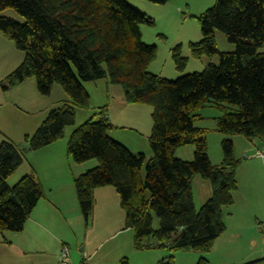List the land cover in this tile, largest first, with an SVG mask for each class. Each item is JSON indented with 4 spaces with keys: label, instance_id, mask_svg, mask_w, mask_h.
Returning a JSON list of instances; mask_svg holds the SVG:
<instances>
[{
    "label": "trees",
    "instance_id": "1",
    "mask_svg": "<svg viewBox=\"0 0 264 264\" xmlns=\"http://www.w3.org/2000/svg\"><path fill=\"white\" fill-rule=\"evenodd\" d=\"M164 5L168 0H145ZM13 10L24 24L0 17V34L23 53L20 65L8 74L2 90L9 91L34 78L37 92L50 94L58 85L67 96L51 109L29 136L25 148L0 133V243L5 232L20 233L37 203L42 186L34 173L13 186L7 179L22 165L26 154L59 141L74 125L75 110L87 109L90 97L82 83L106 80L118 86L125 104L151 107L150 156L133 154L108 136L111 124L106 107L99 120H88L70 134L66 153L77 165H97L73 178L79 211L87 222L96 189L112 187L119 197L124 228L132 231L137 251L163 250L157 264H173L177 251L209 253L223 234L222 209L232 205L237 190L232 136L264 139V0H215L199 18L201 39L190 44L193 58L218 56L200 73L174 81L147 71L156 56L154 45L141 41L140 26L153 20L127 5L126 0H0V12ZM233 44L231 53H219L213 32ZM171 56L177 71L186 59L176 46ZM213 105L222 111L215 131L221 142L222 163L213 166L207 156L205 130L194 126L196 111ZM194 147L190 162L175 159L173 151ZM199 176L210 185V196L196 211L190 183ZM158 228L153 229V219ZM119 264H128L122 259ZM198 264H208L199 259ZM246 264H264V258Z\"/></svg>",
    "mask_w": 264,
    "mask_h": 264
},
{
    "label": "rangeland",
    "instance_id": "2",
    "mask_svg": "<svg viewBox=\"0 0 264 264\" xmlns=\"http://www.w3.org/2000/svg\"><path fill=\"white\" fill-rule=\"evenodd\" d=\"M126 3L153 20V26H140L142 43L156 47V56L147 68L149 73L174 81L185 74L200 73L209 64L217 65V55L211 58L201 57L195 59L189 51V45L198 43L201 39L198 18L214 6L215 0H168L164 5L151 4L145 0H126ZM0 17L11 19L18 24H24V20L11 9L0 12ZM213 41L219 53H231L235 50L234 45L229 43L219 31L213 32ZM176 46L180 47L181 56L186 59V65L181 72L176 70L171 56V50ZM258 52L264 53V40ZM22 60L23 53L15 48L13 42L0 34V120L6 121L3 116H8L10 121L13 120L10 122L11 125L20 121V125L34 128L31 131L33 133L47 113L51 109L60 107L68 98L58 85L52 86L48 96L40 95L36 90L34 78L27 79L23 84L4 92L1 85L4 84L6 76L14 71ZM105 84L106 80L82 83L84 90L90 97L89 106L87 109L75 110L74 125L64 129L63 137L57 141L59 145H65L66 147L72 131L84 122L88 120L98 121L99 116L97 113L100 109L109 107L107 119L110 124H112L110 122L111 115H117L120 111H123L121 110L123 106L120 105L117 98L122 96L120 87L110 86L114 90L106 92ZM133 106V110L128 108L131 111L127 119L128 122L118 121L117 123L122 122L123 125L121 126L126 128L114 130L111 126L107 134L108 136H117V138L134 142L136 140L143 153L149 154L146 156L148 158L150 150L145 136H149L151 132L152 109L145 104L130 105V107ZM196 114L199 115L200 119L195 120L194 126L205 130L208 159L213 166H218L222 163L221 142L227 139V136L215 131L216 120L221 117L222 111L213 105H206L197 110ZM5 130L6 132L0 128V133L4 136L13 134L12 131ZM32 133H29V135ZM229 139L233 143V157L238 162L235 169L237 190L232 194L236 206L233 218L228 216V207L222 209V222L225 230L221 235L224 237V241L234 244L231 246L232 250L238 251V256L229 259L232 263L228 264H246L248 259L246 257L243 261L244 256L241 254L249 253L251 248L247 242L241 239L242 235L238 236L240 231L236 230L238 225L235 224H239L240 220L242 221V232L246 237L253 236V239H256V251L263 252V255L258 254L256 256L261 255L260 258H263L264 166L261 160L254 155L257 143H259L258 138L248 139L243 136H232ZM16 146L25 148L24 138L20 145ZM193 151L194 147L191 145L182 146L173 151V157L190 162L193 159ZM70 163L73 168L78 167L71 159ZM84 165L83 167H88V169L94 168L97 161L90 160L85 162ZM10 179L12 180H9V186H13L17 181H13V178ZM190 187L194 207L197 211L209 198L210 185L206 180L195 176L191 180ZM97 190L106 192H97ZM97 190L93 193V210L86 222L79 211L73 188V198L75 197L73 201L76 206L73 207L72 205V209L68 210L66 222L58 220L56 229L50 231L54 237L51 235V237L44 236L46 245L42 248V254H37L36 249L32 248L29 249L30 254L26 256V259L28 261L34 259L46 260V263L42 264H59L61 247L67 249L71 264H119L122 259H125L128 264H157L167 256L166 251L163 250H135L132 243V231L124 228V215L119 206L118 195L112 187ZM251 224H253L254 229L249 231ZM157 228L158 221L154 218L153 229ZM20 233L5 232L2 238L14 242L13 237H18L17 235H20ZM4 241L1 242L4 245L2 247L8 249V245H5ZM56 248L58 254L54 259L52 255ZM202 258L206 260V254L199 251L181 250L174 253L173 264H198L199 259ZM17 259H19V256L5 258L4 255L0 254V264H20L19 261L16 262ZM215 261L217 264L219 263V256L215 257ZM22 264L31 263L25 262Z\"/></svg>",
    "mask_w": 264,
    "mask_h": 264
},
{
    "label": "crops",
    "instance_id": "3",
    "mask_svg": "<svg viewBox=\"0 0 264 264\" xmlns=\"http://www.w3.org/2000/svg\"><path fill=\"white\" fill-rule=\"evenodd\" d=\"M104 87L106 92H110L114 90L107 83L104 85ZM117 98L118 101L120 102V105L123 106L121 107V110L123 111H120L118 113L120 115L118 114L111 115L110 122L112 123L111 126L113 127L114 130H121L126 127L121 126L123 125L122 122H120L121 124L120 123L117 124L118 121L128 122L127 119L129 118V114L131 112L130 110H133L134 106L130 107V105L125 104L122 96H118ZM128 108H132V109L129 110ZM106 110L108 112L109 107H106ZM3 119H5L6 121L0 120L1 122L0 128H2L5 132H6L5 129H7L9 132L12 131L11 133L13 134H6L5 137L10 139L15 145H20L23 138L25 136H29V133H32L31 131L34 129V128H29L28 126L20 125L21 124L20 121L14 122L11 125L10 122L13 120L10 121V118L8 116H3ZM10 126L12 128H9ZM109 137L114 141L125 146L133 154L142 153L145 156L149 155L148 153L146 154L143 153V150H141L142 148L139 145H137L136 140L134 142L130 140L117 138V136H109ZM148 137L149 136H145L147 141H148ZM260 143L261 140H259V143H257L258 144L257 148L260 146ZM145 147H147V145H145ZM84 164L85 163L77 165L78 167L73 168L70 163V159L67 156L65 145H59V142H55L50 146L45 147L35 153L26 154V158L24 159L21 167L12 176H10L7 179L6 181L7 185L9 186V180H12L10 178H13V181H18L24 175L34 173L42 186L43 198L37 203L30 217L25 222L23 230L20 233V235H17L18 237H13L14 242H11L12 240L11 241L6 240L3 237V240H5L4 244L8 245V249H4V247H2L4 246L3 243H0L1 255H4L5 258L19 256V259H17L16 262L19 261L20 264L25 262L31 264L46 263V260L41 261V259L40 260L34 259L32 261H28V259H26L27 258L26 256L30 254L29 249L31 250L32 248L36 249L35 251L37 254H42L43 253L42 248L46 245L44 236L48 237L51 235L54 237V235L50 231L52 229H56V224L58 220L59 221L62 220L66 222V215L68 210H70L72 205L73 207L76 206L74 205L75 203L73 201L75 197L73 198L72 180L73 178L89 170L88 167H83L85 166ZM251 166H255V165H251ZM97 192L105 193L106 191L97 190ZM235 206H236V201L233 198V204L227 208V211L229 212L228 216L232 218H233V214L235 213ZM235 225H238L240 227L239 228L237 226L236 228V230L240 231V234L237 232L239 234L238 236L240 237L242 235L241 239H243L244 242H247V244L251 248L249 253L241 254L242 256H244L243 261L244 259H246V257L248 259L246 260L248 261L247 263L251 261L263 259L264 257L260 258L261 255H263V252L256 251V244H255L256 239H253L254 238L253 236L246 237V235L242 232L243 231V228H241L243 226L242 221L240 220L239 224H235ZM253 227H254L253 224H251L249 231H252L254 229ZM232 245L234 244L224 241V237L220 235L215 240L212 250L206 254V260L209 262V264H217L216 261L218 260L215 261V257L217 258L219 256L218 264L232 263L230 262L229 259L238 256V251L231 249ZM7 252L8 254H6ZM57 252L58 251L56 248L53 252L52 258L55 259V257L58 254ZM258 254L261 255L256 256Z\"/></svg>",
    "mask_w": 264,
    "mask_h": 264
},
{
    "label": "built area",
    "instance_id": "4",
    "mask_svg": "<svg viewBox=\"0 0 264 264\" xmlns=\"http://www.w3.org/2000/svg\"><path fill=\"white\" fill-rule=\"evenodd\" d=\"M254 155L261 160L262 165L264 166V139L261 140L260 146L256 149ZM59 264H71L65 247H61Z\"/></svg>",
    "mask_w": 264,
    "mask_h": 264
}]
</instances>
